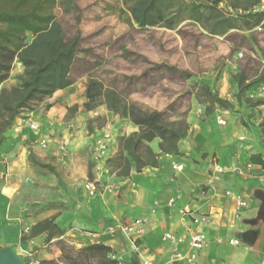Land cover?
Instances as JSON below:
<instances>
[{
	"label": "crops",
	"instance_id": "1",
	"mask_svg": "<svg viewBox=\"0 0 264 264\" xmlns=\"http://www.w3.org/2000/svg\"><path fill=\"white\" fill-rule=\"evenodd\" d=\"M263 8L262 5L261 10ZM240 57L235 56V60ZM233 68L224 69L218 76L213 70L199 78L219 99L228 103L235 101L224 126L218 125L215 119L221 107L206 114L204 106L191 99V108L185 117L188 130L178 142V155L161 154L156 139L149 144L159 155L156 168H146L140 173L132 170L128 177H117L115 173L104 174L107 172L105 164L95 165L92 180L98 183L99 191L91 196L79 185L68 200L72 203L73 199V205L64 211L24 216L18 207L11 206L9 196L1 192L3 220L7 218V221L0 219V242L6 246H17L20 242L21 256L35 263L42 254L51 257L45 253L49 245L64 240L73 242L76 247L108 246L111 258H121L123 264H143V260L150 264H187L184 260H173L175 251L184 256L194 254V264H264V166L251 160V156H255L264 162V92L259 91L264 83L250 87L245 93L246 101L239 100V87L234 80L239 69ZM246 78L247 83L254 76ZM5 83L2 86L8 88ZM64 90L56 91L49 98L48 111L34 114L36 120L32 121L39 125V130L34 131L38 135L32 136L36 143L42 138L49 140L51 123L59 122L66 116L65 108L75 105L71 100H63L64 109L53 104L64 95ZM126 126L125 130L114 125L111 142L114 155L118 151L117 138L138 131L129 122ZM20 136L13 133L2 148L5 144L11 147ZM91 140L90 136L89 144ZM2 157L0 147V162ZM174 165H182L183 169L176 171ZM217 168H221L222 173H217ZM236 169L240 172L236 173ZM4 172L0 164V186ZM111 186H116L117 190H112ZM240 201L246 206L240 207ZM193 216L204 217L205 224L194 226ZM141 217L146 223L138 238L142 250L139 256L124 233L119 229L108 232V229ZM49 218H54V223L63 231L62 239L60 236L46 241V235L42 234L20 241L21 232L27 233L33 225ZM196 232L206 234L207 245L192 251L188 242ZM7 233H12L10 239ZM165 233L180 237L183 242L177 246L164 242ZM232 240L238 244H231Z\"/></svg>",
	"mask_w": 264,
	"mask_h": 264
},
{
	"label": "rangeland",
	"instance_id": "2",
	"mask_svg": "<svg viewBox=\"0 0 264 264\" xmlns=\"http://www.w3.org/2000/svg\"><path fill=\"white\" fill-rule=\"evenodd\" d=\"M220 8L222 10V4ZM124 10L121 0H56L54 3L53 12L66 36L78 37V53L71 73L73 83L53 104L64 109L63 100H71L79 108L68 120H65L68 115V108H65L66 116L51 123L46 148L32 139L38 133L28 128V122L36 120L34 114L50 109H45L51 103L49 99L38 103L32 111L22 113L6 133L4 142L13 133L21 136L11 147L5 144L2 148L1 145L0 164L5 172L0 193L9 196L11 206L18 207L21 215L53 214L72 206L73 199L72 203L68 200L78 186L87 192L85 184L93 182L95 163L89 137L108 123L127 129L126 120L118 117L119 121H115V115L103 106L89 112L83 110L88 76L100 80L106 88L115 89L125 101L144 110L163 112L167 120L178 122L185 120L191 99L205 110L211 106L209 96L202 91L201 76L206 77L213 70L218 76L224 69L236 66L246 76L253 77L264 68V27L230 31L221 37L208 35L190 21L174 30L140 29L132 21L129 23ZM238 55L240 59L235 60ZM166 68H174L178 73L173 75ZM21 73V66L15 64L5 85H14ZM182 74L187 77H180ZM246 98V94H242L239 100L246 101ZM233 102H229L230 112L235 107ZM252 115L255 116L253 110ZM124 136H119L117 142ZM62 143L65 147L60 151ZM28 152L32 153V160ZM109 160L105 162L107 172L104 174L114 173ZM37 162L53 167L54 173L37 166ZM97 189L99 191L100 187ZM3 207L0 201L2 222L7 221V218L3 220ZM16 232L15 229L14 238ZM25 234L28 235L29 230ZM6 235L10 239L12 233ZM17 244V252L21 255L20 242ZM0 247L8 246L0 242ZM45 251L51 257L42 254L38 262L64 264L57 242Z\"/></svg>",
	"mask_w": 264,
	"mask_h": 264
},
{
	"label": "trees",
	"instance_id": "3",
	"mask_svg": "<svg viewBox=\"0 0 264 264\" xmlns=\"http://www.w3.org/2000/svg\"><path fill=\"white\" fill-rule=\"evenodd\" d=\"M128 21L140 29H176L186 21L198 24L210 36H224L230 31H252L264 27L262 0H121ZM56 0H0V147L6 133L16 120L26 111H32L38 103L52 97L58 90L72 85L71 73L78 53V37L68 38L63 26L57 20L53 5ZM222 4V10L220 5ZM15 64L22 73L16 83L8 88L2 85L9 80ZM173 75L178 71L166 68ZM180 77H187L182 74ZM234 80L238 84V99L246 91L264 83V68L247 83L243 70ZM202 91L209 96V103L222 109L230 108L227 101L212 94L207 86ZM85 112L103 106L106 111L117 115L138 128L137 132L121 137L117 155L109 163L117 177H128L134 170L142 172L146 168L158 167V157L150 143L159 140L161 154L178 155V142L186 135L188 125L185 120L170 122L159 111L144 110L135 103L125 101L111 88L88 76L84 92ZM248 103L251 100L247 99ZM51 105H46L48 110ZM208 107L206 114L214 108ZM68 108L67 119L77 110ZM264 133V129H263ZM28 157L32 160V153ZM252 163L264 162L251 156ZM41 168L54 173L53 167L41 163ZM45 234L46 241L59 238L63 231L54 223V218L45 219L33 225L29 234L22 233L20 241ZM61 260L64 264H116L111 258V249L103 244H90L74 248L64 240H58ZM26 264H33L25 259ZM53 262H38L52 264Z\"/></svg>",
	"mask_w": 264,
	"mask_h": 264
},
{
	"label": "built area",
	"instance_id": "4",
	"mask_svg": "<svg viewBox=\"0 0 264 264\" xmlns=\"http://www.w3.org/2000/svg\"><path fill=\"white\" fill-rule=\"evenodd\" d=\"M258 30H261V28H258ZM260 92H264V84L260 86L259 88ZM230 114V110L229 109H218L216 111V121L218 125L224 126L226 124V117ZM114 120L115 121H119L118 116L115 115L114 116ZM114 125L115 124H111L108 123L106 124V126L101 129V130H95L92 135H91V155H92V161L95 163L96 166H99V164H105V162L112 158L114 153L112 152V148H111V142L113 139V131H114ZM28 128L31 131H38L39 130V125L37 122L35 121H29L28 122ZM37 143L39 146H41L42 148H46L48 145V139L47 138H42V139H38ZM64 144L62 143L59 147L60 151L64 150ZM173 169L176 171H181L183 169L182 165H174ZM217 173H222V169L221 168H217L216 169ZM236 173H239L240 170L236 169L235 170ZM98 183L96 182H87L85 184V189L87 190V192L92 196L94 195L98 189H97ZM112 190H117L116 186H111ZM238 205L240 207H245L246 204L245 202L240 201L238 203ZM146 223V219L141 217V218H137L134 219L132 222H130L129 224H119L117 226L114 227H110L108 229V232H112L114 229H119L122 233H124L127 236V241L129 243V245L131 246L132 250L137 253L139 256L141 255V248L138 244V238L142 232V227L144 226V224ZM192 224L194 226L197 225H202L205 224V218L204 217H196L193 216L192 218ZM63 237L61 236L60 239H62ZM162 241L164 242H169L171 245L173 246H177L178 244H181L183 242V239L180 237H176L175 235L171 234V233H165L162 236ZM70 246H74L73 242L70 241H66ZM231 244L233 245H237L238 242L236 240H232L230 241ZM207 245V237L206 234L204 232H196L194 233L188 242V246L192 251H198L203 249L205 246ZM195 255L194 254H190L188 256H184L182 255L180 252L175 251L173 253V260L175 262H179V261H186L187 264H194L193 260H194ZM112 259L116 260V264H123V261L121 260V258H118L116 256H112ZM143 264H150L149 262L143 260Z\"/></svg>",
	"mask_w": 264,
	"mask_h": 264
},
{
	"label": "water",
	"instance_id": "5",
	"mask_svg": "<svg viewBox=\"0 0 264 264\" xmlns=\"http://www.w3.org/2000/svg\"><path fill=\"white\" fill-rule=\"evenodd\" d=\"M0 264H26L24 257L18 254L17 246L0 247Z\"/></svg>",
	"mask_w": 264,
	"mask_h": 264
}]
</instances>
